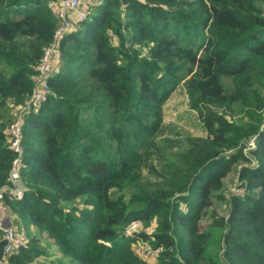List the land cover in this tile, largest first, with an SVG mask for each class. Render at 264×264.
I'll list each match as a JSON object with an SVG mask.
<instances>
[{"label":"trees","instance_id":"obj_1","mask_svg":"<svg viewBox=\"0 0 264 264\" xmlns=\"http://www.w3.org/2000/svg\"><path fill=\"white\" fill-rule=\"evenodd\" d=\"M55 1L0 0V191L15 156L6 131L34 90ZM55 68L23 120L27 192L5 201L28 246L3 264H149L139 238L162 249L157 264H264V0H100ZM180 85L206 137L165 122ZM239 162L243 195L221 216L213 199ZM206 216L222 230L216 258ZM134 220L157 221L151 240L124 234ZM33 229L63 258L40 261ZM3 248L0 232V260Z\"/></svg>","mask_w":264,"mask_h":264},{"label":"built area","instance_id":"obj_2","mask_svg":"<svg viewBox=\"0 0 264 264\" xmlns=\"http://www.w3.org/2000/svg\"><path fill=\"white\" fill-rule=\"evenodd\" d=\"M100 0H56L50 4L53 15L57 20V28L53 35L52 42L43 52L41 61L37 66V74L35 77L34 90L29 101L24 105H20L15 109L14 120L7 128L6 134L9 137V148L15 154L11 168L9 170L8 182L0 191V232L4 240L3 257L0 264H3L9 256L15 252L28 246L29 237L27 229L23 226L17 228L13 225L12 216L8 215L6 200L11 202L22 199L27 192L21 178L20 171L22 169V125L23 120L29 111L36 109L43 103L50 94L49 78L56 71L55 63L60 57V43L64 36L73 32L79 24L84 22L89 14L93 3ZM135 1V0H133ZM143 1V0H139ZM264 127V125L262 126ZM255 148V141L247 142L245 151ZM235 193L243 195V189H237ZM142 226L141 220H134L129 223L124 234L134 237L139 233ZM136 254L146 261H151L160 256L161 248H155L151 243L143 238H139L136 242Z\"/></svg>","mask_w":264,"mask_h":264},{"label":"rangeland","instance_id":"obj_3","mask_svg":"<svg viewBox=\"0 0 264 264\" xmlns=\"http://www.w3.org/2000/svg\"><path fill=\"white\" fill-rule=\"evenodd\" d=\"M163 111L165 122L167 124L173 125V127L176 128L182 136L189 135L194 138L206 137L207 133L202 127V124L198 117V113L190 107L188 96L183 85H180L178 89L172 94L171 98L165 104ZM244 165L247 164L239 162V164L233 166L231 172L224 180V186L220 191V193L224 195L223 200L216 198L213 199V207L211 209H215L217 213L221 216L228 215L227 201L229 199V194L231 192L235 193L236 191H238L237 189H240V180L238 177V172L241 167H244ZM8 215L11 216L12 214L8 212ZM12 222L13 225L17 228L21 226L23 227V225L20 224L19 220L13 217V215ZM156 224V220L150 222L142 221V226L137 235H143L144 233H146V235H148L149 239L151 240L153 233H155ZM201 227L203 231H209L210 233H212L213 237L209 242L207 250L209 254L214 258L218 257L221 252L220 235L222 234V230L212 226V219L209 216H206L202 219ZM30 234L37 235L39 237L40 245L47 253L46 256L40 257V261H45L49 263L57 258H63V253L61 249L54 243V240L44 235L40 236L36 229L29 231V235ZM159 257L147 262L149 264H157L159 261Z\"/></svg>","mask_w":264,"mask_h":264},{"label":"crops","instance_id":"obj_4","mask_svg":"<svg viewBox=\"0 0 264 264\" xmlns=\"http://www.w3.org/2000/svg\"><path fill=\"white\" fill-rule=\"evenodd\" d=\"M11 216H12V215H11ZM20 224H21V223H20ZM20 224H19V225H20Z\"/></svg>","mask_w":264,"mask_h":264}]
</instances>
